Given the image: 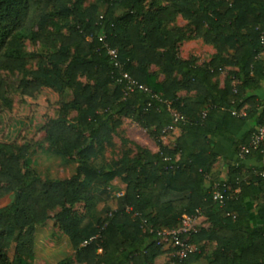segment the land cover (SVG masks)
Here are the masks:
<instances>
[{
	"label": "trees",
	"instance_id": "trees-1",
	"mask_svg": "<svg viewBox=\"0 0 264 264\" xmlns=\"http://www.w3.org/2000/svg\"><path fill=\"white\" fill-rule=\"evenodd\" d=\"M99 1L106 6L102 14L95 5L84 9L85 0H0V71L23 69L21 50L28 36L53 51L30 80L21 81L18 114L12 113L0 78V99L7 106L0 111V202L10 198L0 208V264H27L24 257L34 254L37 227L58 208L52 219L77 252L75 263L58 264H167L170 256L173 264H264V167L225 160L229 173L222 181L213 148L217 137L237 136L246 123H264V101L250 94L264 81V0ZM54 17L64 22L72 17L68 33L53 23ZM179 17L188 30L174 27ZM49 25L55 27L52 34L46 31ZM196 39L216 51L203 65L196 55L188 60L179 55L182 43ZM108 49L117 51L123 71L148 91L125 94ZM227 68L220 87L214 79ZM81 77L94 83L84 84ZM69 90L74 99L63 105L57 119H50V108ZM182 91L188 95L180 97ZM168 106L184 120L175 121ZM70 108L80 111L76 123L68 119ZM115 115L151 133L159 151L139 149L116 170H96L88 160L120 126ZM44 129L53 148L77 160L82 178L44 182L29 166L22 171L21 160ZM24 132L27 140L15 154ZM163 135L172 139V147L163 144ZM250 137L244 136L237 151ZM263 157L264 144L247 159ZM117 178L125 184L123 195L108 193L115 204L95 224L92 214L99 201L91 189ZM224 184L238 193L230 191L223 203L214 202L215 185L221 189ZM79 202L86 205L81 217L68 207ZM126 207L133 211L126 213ZM197 210L210 227L194 234L192 243L209 241L216 247L206 251L201 245L198 253L179 262L172 247L158 245L156 233L179 227L184 214ZM12 243L16 252L10 259Z\"/></svg>",
	"mask_w": 264,
	"mask_h": 264
},
{
	"label": "rangeland",
	"instance_id": "rangeland-1",
	"mask_svg": "<svg viewBox=\"0 0 264 264\" xmlns=\"http://www.w3.org/2000/svg\"><path fill=\"white\" fill-rule=\"evenodd\" d=\"M91 5H95L98 9V13L102 14L105 10V4L99 0H85L83 8H87ZM50 12L53 8L50 7ZM54 24H59L62 27V33H68V30L73 26V19L70 17L66 22L61 21L59 17L52 19ZM187 21L179 17L174 27L177 29L188 30ZM34 31H38L35 27ZM47 33H54L55 27L49 25L46 28ZM180 47V57H187L188 55H197L201 53V56L209 55L204 50L203 41L196 39L192 42ZM23 48L21 50V57L23 60V69L21 71L10 72L8 70L0 71V78L6 83V97L12 103V113L18 114L21 107L22 95L19 85L23 80H30L31 73L38 69L41 61H48L52 54V50L42 46L38 40L31 39L30 36L23 40ZM58 47V44H57ZM80 81L84 84H93V81L88 80L86 77H81ZM114 88H110L109 92L112 93ZM74 99L73 91L69 90L65 94L62 102L52 106L48 112L50 119H57L64 104L70 103ZM6 104L0 99V111L6 109ZM176 112V111H175ZM80 118V111L70 108L68 110V119L76 123ZM114 121H119L120 126L112 133L111 139L107 141L102 148L97 149V153L94 157L88 160V163L96 170L113 171L121 166L123 159H129L135 157L139 152V149L150 151L151 153H157L159 150V142L155 141L151 133L143 129L139 124L130 118L124 116L115 115ZM27 140V133H23L21 138L16 144L14 149L15 154H18L20 148ZM161 141L165 145L173 146L174 143L170 137L163 138ZM157 149V150H156ZM77 159V157H76ZM29 166L33 169L37 175L44 182L63 181L72 178L75 175L82 174L79 170V164L77 160H70L65 158L61 151L53 148L48 140L46 129L40 131L32 144L28 156L25 160H21V169L26 171V167ZM224 181H227L225 179ZM104 183H96L92 189V195L99 201L97 209L92 214V220L96 224L100 219L105 218L108 215V209L110 205H114L115 201L110 200L108 193H116L120 195L125 189V184L120 178L115 179L111 184L102 186ZM231 191V188H230ZM238 193V190L231 191V195L234 196ZM10 198L0 202V208L8 204ZM74 216L81 217L86 213V205L84 202L76 203L73 206H68ZM252 216H255L254 205L249 204ZM61 211L58 208L56 211L51 212L50 216L53 218ZM50 219L46 224L37 227L35 234V246L34 254L32 257H24V261L27 264H58L60 262L75 263L76 262V250L73 249L69 238L63 233L60 225L54 219ZM210 227L207 216L203 214L199 222V229H207ZM206 251H212L216 247L215 242H203L201 244ZM200 245V246H201ZM197 246V245H196ZM200 246H197L200 249ZM201 246V247H202ZM15 245L12 243L10 248L7 249V253L10 259H13L15 255ZM173 264L172 256L167 260V264Z\"/></svg>",
	"mask_w": 264,
	"mask_h": 264
},
{
	"label": "built area",
	"instance_id": "built-area-1",
	"mask_svg": "<svg viewBox=\"0 0 264 264\" xmlns=\"http://www.w3.org/2000/svg\"><path fill=\"white\" fill-rule=\"evenodd\" d=\"M108 54L111 57V60L114 62L116 68L120 70V77L118 78L119 83H124L126 86L125 94L128 95L135 90L139 91H148V89L138 83L135 79H133L129 73L123 71V67L118 60L117 51L114 49H108ZM157 98V97H156ZM168 110L171 112L175 121L184 120V117L175 112L168 106ZM234 115L244 117L245 114H237L236 111H233ZM207 112L203 113V118H205ZM173 127H168L165 129L164 133L167 131H172ZM166 135H163L165 138ZM264 144V123L259 125L256 130L252 133L250 137V141L247 144L241 145L237 151V159L241 162L244 161L248 156H250L254 151H258L261 146ZM230 192V187L227 185H222L220 189L219 185H215L212 194V199L214 202L223 203L225 199V195ZM117 197H121L123 193L120 195L115 194ZM126 213H131L133 210L131 207H126ZM203 216V212L201 210H197L194 214H184L181 218V224L179 227L174 229H163L158 231V245H162L165 248L172 247L175 250L174 257L177 258L179 262L185 260L189 255H193L199 252L198 247L192 243V236L199 232V222ZM153 232L152 229H150Z\"/></svg>",
	"mask_w": 264,
	"mask_h": 264
},
{
	"label": "crops",
	"instance_id": "crops-1",
	"mask_svg": "<svg viewBox=\"0 0 264 264\" xmlns=\"http://www.w3.org/2000/svg\"><path fill=\"white\" fill-rule=\"evenodd\" d=\"M192 41H195V40H189L187 42H192ZM186 44H189V46H191L190 43H182L181 47ZM202 47H204V50H206L209 53V55L204 54L203 56H201L200 52L197 53L198 56L197 55L196 56L198 57V62H197L198 65H203L204 63H208L213 57V55L216 53L215 49L212 46L204 44ZM191 56L188 55L187 57H181V58L184 60H188ZM229 70L230 68H227L226 71H224L221 76L214 79L215 82L216 80H218L220 87H224V80ZM250 94L256 95L259 98V100L263 102L264 101V81L261 83L260 89L256 91H252ZM187 95L188 93L186 91H182L179 94L180 97H185ZM190 95L194 96L195 93L190 92L189 96ZM256 127L257 125H254L252 123H246L242 131L237 136L226 135V136H221V137H217L214 139L213 148H214V152L218 156V160H217L218 162L216 165V169L217 171H219V174H220L219 177L222 181H224L225 179H228V173H229V166L225 163V160H229V161L237 160L236 145L242 143V140L245 135L249 134V137H250L252 131H254ZM158 151L159 150H157L156 152ZM243 164L245 166H249V168H263L264 167V157L262 161H258L256 158H248V159L246 158L243 161ZM102 186H104V184Z\"/></svg>",
	"mask_w": 264,
	"mask_h": 264
}]
</instances>
